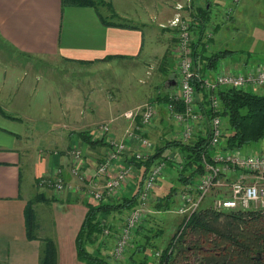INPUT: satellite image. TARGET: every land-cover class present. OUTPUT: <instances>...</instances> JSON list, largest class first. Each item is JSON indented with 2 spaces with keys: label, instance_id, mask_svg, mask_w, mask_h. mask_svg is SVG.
<instances>
[{
  "label": "crops",
  "instance_id": "crops-1",
  "mask_svg": "<svg viewBox=\"0 0 264 264\" xmlns=\"http://www.w3.org/2000/svg\"><path fill=\"white\" fill-rule=\"evenodd\" d=\"M105 1L104 7L108 12L104 16L99 9L64 8L62 0H0V108L18 119L14 120L0 113V264H39L46 239L53 240L57 245L58 264H87L78 258L76 240L88 213L87 205H99L89 195L88 190L102 189L107 178L127 165L133 166L134 175L129 179L128 185L116 198L106 203L117 206L140 191L146 179L143 178V168L136 167L132 159V154L141 148L137 141H130L129 153L115 161L106 176H97L98 166L110 151L111 140L125 141L127 131L135 129L123 117L127 110L151 101L157 103L160 109L159 118L144 135L156 147L173 141L168 139L173 135L174 128L168 125L165 104L169 95L179 90V83L176 32L170 26V21L176 14V4L182 0ZM218 2L219 0H192L190 12L196 32L195 46L199 51L198 72L201 76L210 78H214L223 66L240 71L241 65L247 64L241 61L234 66L223 59L217 70L200 71L206 56L224 50L234 52L225 48L229 44L223 39L224 32L220 33V23L223 20L218 18L220 23L210 24L213 21L211 15L209 18V13L213 4ZM107 3L111 4L113 13L119 19L130 21L140 28L132 30L106 26L100 16L110 19L113 14ZM202 8L209 11L207 20L204 19L207 14L200 12ZM228 18L224 19L230 21L233 15ZM202 19L206 21L204 24ZM207 32H212L213 38L205 45ZM110 57L115 58L107 60ZM46 60L69 64L82 72L95 74L94 76L106 69L117 72L126 68L127 74L131 73L132 78L144 86L145 96L140 101L129 103L125 95V103L119 107L123 101L117 100L119 89L111 87L112 90L106 94L109 99L103 98V104L97 102L95 97L91 99L89 92L84 101L74 97L68 89L57 99H48L45 105L37 106L39 112L46 111L47 115L43 119L47 126L35 129L38 150L33 152L30 146L22 145L28 134L25 124L37 123L42 118H37L32 111L34 107L31 97L36 89L34 84L31 83L27 91H22V88L30 73L37 74L42 65L40 63ZM34 66L40 68L35 69ZM76 90L75 86L74 91ZM205 96L203 90H200L201 110L207 106ZM105 123L110 126L108 132L101 129ZM176 128L178 136L180 128ZM81 133H86L85 137ZM86 138L92 143L85 142ZM258 145L259 151H254L251 147L243 152L264 153V140ZM74 149H80L84 155L83 181L72 172L75 162L71 151ZM23 161L28 162L31 168L28 186L30 195H43L49 199L36 203L47 206L46 212L42 211L39 216L37 205H34L38 225L35 231L36 240L28 238L25 222V207L30 199L23 193ZM58 170L61 171L64 182L73 187L72 190L56 191L39 186V178L54 175ZM236 177L237 173H231L228 179L232 182ZM221 197L222 191L216 190L205 199L204 205L213 206L214 201ZM158 199L154 192L150 198L153 215L175 214L173 211H155L151 203ZM138 204L139 200L132 208ZM178 204L179 201L175 206ZM122 212L121 209L109 212L110 215L103 224L110 227L111 235L104 238L101 229L95 244L87 246L90 253L100 255L109 242L115 244L119 228L129 214L128 212L124 218ZM169 219L177 224L182 220L179 216L177 219ZM145 222L148 221L143 224ZM144 233H136L126 261L142 253L141 240ZM175 233L176 229L173 227L172 236Z\"/></svg>",
  "mask_w": 264,
  "mask_h": 264
},
{
  "label": "built area",
  "instance_id": "built-area-1",
  "mask_svg": "<svg viewBox=\"0 0 264 264\" xmlns=\"http://www.w3.org/2000/svg\"><path fill=\"white\" fill-rule=\"evenodd\" d=\"M233 1L238 2L239 0ZM175 10L176 14L170 21V26L176 32L175 49L179 90L169 95L165 109L180 128L178 138L183 143H190L194 139L195 133L206 119L204 113L207 109L213 115L210 123L209 143L206 154L203 156L205 172L194 182L184 185L179 195V204L173 211L182 219L176 233L179 238L185 231L190 218L199 211L205 199L216 190L222 191V197L214 201L215 209H264V153H244L239 149L224 150L225 122L219 115L221 105L216 95V92L223 87L238 90H248L251 87L264 90V64L247 72L223 66L214 78L206 75L201 76L195 68L196 32L190 13L192 0H182L176 4ZM212 38L213 33L207 32L205 40L208 42ZM195 81L199 83L200 89L208 95L207 106L204 110L200 108L199 91ZM159 113L158 104L151 101L141 107L127 110L123 114V117L130 122L140 120V125L132 131H127L125 141L111 140L110 151L98 166L97 176H106L112 169L113 163L130 151V141H137L141 147L133 154L134 158L138 161L147 159L154 144L145 137L143 129L146 126L154 125L159 118ZM101 129L103 132H108L110 126L105 123ZM71 155L75 162L72 172L83 181V152L80 149H74L71 151ZM170 160L172 161V159ZM166 165L167 163L162 160L152 166L148 172L140 192L138 206L130 210L117 233L113 253L116 261L126 259L137 231L153 213L150 208V198L159 185ZM231 173H237L236 179L232 182L228 179ZM133 175V166L127 165L115 175L107 178L102 189L91 188L88 193L97 204H106L119 195ZM38 184L56 191L73 189L71 185L64 182L60 170L54 175L42 176L39 178ZM102 230L104 238L111 235L108 225L104 226ZM161 255L156 253V257L160 258Z\"/></svg>",
  "mask_w": 264,
  "mask_h": 264
},
{
  "label": "trees",
  "instance_id": "trees-1",
  "mask_svg": "<svg viewBox=\"0 0 264 264\" xmlns=\"http://www.w3.org/2000/svg\"><path fill=\"white\" fill-rule=\"evenodd\" d=\"M101 4L105 5L106 1L62 0V6L64 8L82 7L98 10ZM107 5L113 13L111 4L107 3ZM200 12L203 15L207 14L204 18L207 20L209 11L202 8ZM100 17L106 26L132 30L140 28V26L134 25L130 21L119 19L114 13L110 19ZM204 19H202L203 24L206 22ZM231 53L233 52L224 50L206 56L200 71L208 72L217 70L221 60ZM198 54L199 51L195 46V67L197 70ZM113 58L115 57H110L107 60ZM119 58L124 57L120 56ZM194 83L198 91H200L199 83L197 81ZM205 94L206 92H204ZM216 95L221 105L219 115L225 122L224 150L239 149L244 151L245 146L264 140V95L254 94L243 89L238 90L227 87L220 88L216 92ZM207 96L206 94L205 104L207 103ZM0 113L8 118L18 120L8 115L2 108H0ZM204 114L206 119L190 143L173 140L167 144L165 143L166 145L161 147L153 145V149L150 151L147 159L140 161L134 158V153L132 154V159L136 167L139 169L143 168V178H146L152 166L163 160V151L167 146H180L187 153L185 165L180 174V180L183 185L194 182L204 174L203 156L206 154L208 147L210 123L213 116L208 109ZM80 135L85 137L86 133H81ZM84 140L89 144L92 143L89 141V138ZM187 169L190 170L188 175L184 174V170ZM140 192L141 189L131 198L124 199L122 204L117 206L108 204H99L98 206L87 205L88 213L76 240L78 258L82 262L87 264H110L106 259L90 253L87 250V246L95 244L100 235L102 217L113 209L123 210L134 207L139 200ZM172 197L173 193H170L165 198H159L155 206L156 209H153L163 213L173 211L175 205L171 202ZM43 199L45 201L49 200L43 195H38L34 200H30L25 207V222L30 240L37 239L35 231L38 225L36 223L34 204ZM139 232L137 231V233ZM159 233L163 234L162 227L161 230H158L156 236ZM176 233L169 245L163 250L158 264H264V209L222 211L215 209L212 205H204L203 202L199 211L190 218L183 234L177 238ZM187 235H193V238L189 241V246L184 245ZM142 248L144 249L145 246ZM174 249H177L176 254L173 252ZM182 258L183 261L180 263ZM39 264H58V249L53 240H44V249ZM141 264L146 263L143 262Z\"/></svg>",
  "mask_w": 264,
  "mask_h": 264
},
{
  "label": "rangeland",
  "instance_id": "rangeland-1",
  "mask_svg": "<svg viewBox=\"0 0 264 264\" xmlns=\"http://www.w3.org/2000/svg\"><path fill=\"white\" fill-rule=\"evenodd\" d=\"M105 5L101 4L99 6V11L104 16L108 12V9L104 7ZM210 15L212 16L211 19L213 21L210 24L220 23V18L223 20V23H220L222 28L220 33L224 32L223 39L229 44V46L225 48L234 51L224 58L227 60L226 63L229 62L236 66V62H247L246 65H241L242 67H240V69L242 72H247L253 68H256L260 64H264V0H239L238 2H234L233 0H219L218 3L213 4L212 10L209 13V18ZM231 15H233V19L230 21L224 19L225 17L229 19L228 17ZM30 61L35 63L34 60ZM40 64H42L41 68L34 66L35 69L40 68V71L37 74L36 72H31L30 76L27 77V83H25L22 88V91H27L30 84H34L36 89L34 91L35 93L31 97L34 107L32 111L34 112V115L37 116V118H42L39 119L37 123L25 124V127L28 129V134L25 137L22 145L30 146L33 152L38 150L36 145L38 138L35 133V129L37 130V127L43 128L47 126L46 120L43 119L44 116L47 115L46 111L42 110V113L39 112L37 106L39 104L42 106L45 105L48 99H57L60 94L66 93L68 89H70L74 97L86 101L85 98L89 92L91 99L95 97L97 102L99 101L101 104H103V98L109 99L106 94L112 90L111 87L120 90L118 91L117 95V100H120V102L125 95H127L129 103L140 101L145 96V88L143 89L144 86L133 79L131 73L127 74L125 71L126 68L123 70H118L117 72L106 69L105 72H99L97 73V76H94L95 74L87 73L85 71L82 72L79 68H75L72 65L57 61L46 60ZM71 86H73V89ZM75 86L77 87L76 92L74 91ZM104 90L107 91L104 92ZM249 91L254 94L264 95V90L262 88L250 87ZM124 103L125 101L123 99L119 107H121ZM166 115L165 116L167 117L169 127L174 128L172 133L173 135H171L168 139L180 140L178 138L179 136H177L178 132L175 120L167 112ZM130 123L131 128H136L138 125H140V120ZM153 126L154 125L146 126L143 130L146 132ZM203 127L206 128L205 125H203ZM258 143L259 142L251 143L244 148L245 150H248L253 147L254 151H259ZM186 155V151L182 150L180 146H167L163 151V160H165L167 165L163 176L160 179L159 185L157 188H155L154 192L158 198H165L167 195H170V193H173L171 201L173 205L177 204L179 201L180 191L182 187H184L180 180V174L182 168L185 165ZM170 159H172V161ZM188 170L189 169L184 170V174L188 175L190 173V170ZM22 172L23 193L30 200H34L36 196H31V191L28 190V186L30 184L31 168L26 161H23ZM151 204V207L155 208L157 200L153 201ZM36 205L38 209V216L42 211L46 212V205ZM128 212V208L123 209L122 214L124 218ZM108 215H110V213H107L102 217V227L106 226V223H103L107 221L106 218H108ZM170 217H174L175 219L178 218V216L175 214L170 213L161 215L157 214L156 216L155 214H150L147 219L148 222H145L146 225L144 223V226H141V229L138 230L140 232H145L141 240L145 248L143 249L142 253L135 258L127 261L125 259L123 261H116L113 257L114 244L112 242H109L107 248L102 249L100 255L96 254L95 256L106 259L110 264H141L143 262L146 264H158V260L160 258L156 257V253L158 252L162 254L163 250L169 245L174 237V235L172 236L173 227H175L176 232L179 228V224L173 223V220L169 219ZM46 223L47 221L45 224ZM112 223L114 224L115 222L112 221ZM161 227L163 228V234L159 233V235L156 236L158 230H161ZM192 238L193 235H187L184 245L189 246V241ZM173 252L176 254L177 249H174ZM182 261L183 258L180 263H182Z\"/></svg>",
  "mask_w": 264,
  "mask_h": 264
},
{
  "label": "bare ground",
  "instance_id": "bare-ground-1",
  "mask_svg": "<svg viewBox=\"0 0 264 264\" xmlns=\"http://www.w3.org/2000/svg\"><path fill=\"white\" fill-rule=\"evenodd\" d=\"M209 42V41H208ZM208 42L204 39V43H205V45L206 44H208ZM182 190V189H181ZM211 197V196H210ZM177 198H178V196H177ZM172 211V210H171ZM223 211V210H222ZM179 229V228H178Z\"/></svg>",
  "mask_w": 264,
  "mask_h": 264
}]
</instances>
